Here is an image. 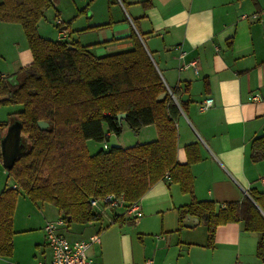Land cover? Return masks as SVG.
I'll return each instance as SVG.
<instances>
[{
  "label": "crops",
  "instance_id": "1",
  "mask_svg": "<svg viewBox=\"0 0 264 264\" xmlns=\"http://www.w3.org/2000/svg\"><path fill=\"white\" fill-rule=\"evenodd\" d=\"M124 1L74 0L75 8L63 20L67 41L102 56L131 50L133 35L140 40L165 86L176 89L178 100L186 106L176 122V158L185 162V145L196 144L200 159L190 165L196 201L222 205L240 201L250 189L264 191V158L253 161L250 156L252 141L264 135V0ZM27 60L16 58L14 68L1 66L0 73L10 85ZM194 61L196 72L188 66ZM255 93L259 100H249ZM207 97L212 105L201 110ZM20 109L15 105L7 115ZM120 125L121 133L114 134L115 146L126 148L157 138L154 124L135 131L124 119ZM129 130L134 132L132 142L124 144L122 134ZM112 135L109 132L107 139ZM1 139L0 192L7 184ZM191 200L178 184L164 178L137 201L138 218L123 215L122 208L105 209L98 220L82 224V229L72 222L60 232L68 239L78 233L81 238L76 240L97 234L99 241L91 244L87 255L98 264H264L256 256L260 234L246 231L242 221L219 225L213 246H207L206 225L195 215L180 217L181 207ZM17 205L18 197L13 251L11 256H0V264L48 262L45 223L36 236L42 247L35 242L32 252L17 254L22 243L15 242V235L30 229L15 230Z\"/></svg>",
  "mask_w": 264,
  "mask_h": 264
},
{
  "label": "trees",
  "instance_id": "2",
  "mask_svg": "<svg viewBox=\"0 0 264 264\" xmlns=\"http://www.w3.org/2000/svg\"><path fill=\"white\" fill-rule=\"evenodd\" d=\"M52 6V0H0V21L21 26L32 56L14 84L0 73V105L21 106L0 122V137L13 117L27 138L21 137L20 154L5 168L12 182L0 192V256L13 251V214L21 191L33 202L56 207L65 223H87L100 217L90 198L122 195L137 202L168 178L192 196L180 217L195 215L206 225L207 246H213L219 225L242 221L246 231L260 234L256 256L264 263V191L250 189L240 201L222 205L194 199L190 165L200 159L196 144L185 145V162L176 158V122L186 106L176 89L170 88L177 103L170 96L140 40L133 35L131 50L97 56L78 42L44 38L37 25ZM119 113H126L134 131L154 124L157 138L89 154L88 139L104 142L109 132L121 133ZM39 121L48 126L40 128ZM250 156L264 158V135L252 141Z\"/></svg>",
  "mask_w": 264,
  "mask_h": 264
},
{
  "label": "rangeland",
  "instance_id": "3",
  "mask_svg": "<svg viewBox=\"0 0 264 264\" xmlns=\"http://www.w3.org/2000/svg\"><path fill=\"white\" fill-rule=\"evenodd\" d=\"M74 8H75L74 0H56L55 6L46 9L43 13L42 18L38 22L37 26H39L38 30L40 31V33L43 34L44 36H47L46 38L48 39L51 40L58 39L56 20L62 19L66 21L67 20L66 16H68V14H70ZM64 25L66 26L67 24L64 22ZM5 26L9 27L10 29L2 28ZM18 49L20 50V53L18 52ZM16 58H20L22 60L28 59L27 61H24L22 66L27 65V63L29 64L32 60V56L24 32L19 24L0 21V70H2V67L14 68V60ZM13 106L15 105L13 104L0 105V121L4 122L8 119L9 115H7V113L13 110ZM12 121H15V118L12 117L10 119L9 124ZM7 127L5 128V131L7 130ZM133 136H134V132L132 130L125 132L124 134H122V142L124 144H129V142H132L131 140ZM21 137L23 141H26L27 139L26 135L22 134ZM114 139H115L114 134L109 139H107L106 144L108 145L109 148H111V146H115L113 145L115 144ZM88 140H89L88 148L87 146L86 148L89 154L92 155L96 153L97 150L104 149L103 141H94L90 139ZM6 178L7 181H5V183L12 182V180L7 177V174H6ZM59 217H62V215L59 213L56 207L46 202H41V201L33 202L21 191V193L18 196V205L14 215V220H15L14 228L16 231L24 230L25 228H30V229L25 232H19L15 235V242L22 243L20 244L21 245L20 247L17 245V254L23 256L27 253V250H30V252H32L33 244L35 242H40L39 244L42 247L43 245L42 241H36L38 239V238L36 239V236H38L39 233L38 231L40 229V226L46 222L53 221ZM82 224L84 223H79V225L76 224L77 225L76 227L82 229L84 227V225ZM64 229L65 226L61 227L60 231ZM76 234H72L73 236H69V239L76 240L75 238H81L79 234L78 235ZM45 244L47 245V242ZM37 254H40V252L37 251ZM46 255H48L47 249H46Z\"/></svg>",
  "mask_w": 264,
  "mask_h": 264
},
{
  "label": "built area",
  "instance_id": "4",
  "mask_svg": "<svg viewBox=\"0 0 264 264\" xmlns=\"http://www.w3.org/2000/svg\"><path fill=\"white\" fill-rule=\"evenodd\" d=\"M254 17L257 14L253 15ZM246 17V15H243ZM57 27V36L59 40H66V26L62 19L56 20ZM191 68L196 72L197 65L196 62L190 63ZM186 67V66H185ZM170 96L176 101L170 88L166 86ZM259 94L255 93L248 97L249 100L257 101L259 100ZM212 105V99L207 97L200 105L201 110H206ZM107 144L104 141L103 148H106ZM12 187L15 188L16 185L12 184ZM89 205L91 210L96 214H101L105 209H118L122 208L124 210L123 215H128L132 219H136L141 216V209L137 202L128 203L124 200V197L120 195L115 197L113 195H106L102 199L90 198ZM65 225V220L62 217H59L53 221L46 222L43 226V232L45 235V240L47 246L50 250V260L48 262L38 261L36 264H98L93 259L88 257L87 251L91 244L99 241L97 234L90 236L86 240H69L61 232L60 228ZM234 264H241L238 261Z\"/></svg>",
  "mask_w": 264,
  "mask_h": 264
},
{
  "label": "water",
  "instance_id": "5",
  "mask_svg": "<svg viewBox=\"0 0 264 264\" xmlns=\"http://www.w3.org/2000/svg\"><path fill=\"white\" fill-rule=\"evenodd\" d=\"M126 113H119L116 115L118 122L125 119ZM40 128H46L48 124L44 121H39ZM2 149V164L5 168H9L14 159L20 154L22 150L21 144V130L18 122L16 124H9L1 139Z\"/></svg>",
  "mask_w": 264,
  "mask_h": 264
}]
</instances>
